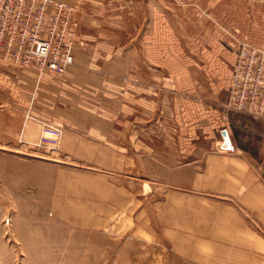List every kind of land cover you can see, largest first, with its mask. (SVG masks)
I'll list each match as a JSON object with an SVG mask.
<instances>
[{
  "label": "rangeland",
  "instance_id": "1",
  "mask_svg": "<svg viewBox=\"0 0 264 264\" xmlns=\"http://www.w3.org/2000/svg\"><path fill=\"white\" fill-rule=\"evenodd\" d=\"M136 6L131 17H152L153 63L163 60L179 79L171 93L186 102V113L175 100L166 117L157 110L152 150L141 145L138 121L142 135L131 152L86 158L63 149L61 122L59 147L43 146L47 120L33 128L28 109L22 117L16 105L0 103V264H212V171L201 151L200 183L184 185L198 168L187 167L197 156L196 134L181 115L192 116L200 99L202 114L215 117L217 140L224 128L243 133L246 112L228 104V92L241 44L264 48V0H151L146 12L144 1ZM76 29L75 48L82 43ZM8 62L44 73L0 59ZM208 135L202 127V148Z\"/></svg>",
  "mask_w": 264,
  "mask_h": 264
},
{
  "label": "crops",
  "instance_id": "2",
  "mask_svg": "<svg viewBox=\"0 0 264 264\" xmlns=\"http://www.w3.org/2000/svg\"><path fill=\"white\" fill-rule=\"evenodd\" d=\"M66 1L77 7L82 42L74 49V63L63 73L42 74L1 63L0 103L16 105L22 117L28 109L33 128L41 120L61 122L63 149L86 158L98 152H131L138 145L137 135H142L138 121H144L140 144L145 151L152 150L157 110L166 117L175 100L178 111L186 113V102L171 93L179 79L170 75L167 63H153L152 36L147 34L152 17L129 14V7L136 9L142 1L146 12L151 0ZM191 105L192 116H181L196 134L197 156L187 161V167L198 169L184 185L200 183L203 151L212 171V264H264V118L244 111L243 133L232 136L227 129L232 147L223 148L224 136L216 139L212 112L202 114L200 99ZM202 127L209 131V144L203 148Z\"/></svg>",
  "mask_w": 264,
  "mask_h": 264
},
{
  "label": "built area",
  "instance_id": "3",
  "mask_svg": "<svg viewBox=\"0 0 264 264\" xmlns=\"http://www.w3.org/2000/svg\"><path fill=\"white\" fill-rule=\"evenodd\" d=\"M74 4L62 0H0V59L64 72L74 63ZM228 104L264 118V48L241 44ZM40 144L59 147L62 128L42 121Z\"/></svg>",
  "mask_w": 264,
  "mask_h": 264
},
{
  "label": "water",
  "instance_id": "4",
  "mask_svg": "<svg viewBox=\"0 0 264 264\" xmlns=\"http://www.w3.org/2000/svg\"><path fill=\"white\" fill-rule=\"evenodd\" d=\"M223 136H224V141H223L222 147L223 148L232 147L231 137H230V134H229L227 128L223 129Z\"/></svg>",
  "mask_w": 264,
  "mask_h": 264
},
{
  "label": "bare ground",
  "instance_id": "5",
  "mask_svg": "<svg viewBox=\"0 0 264 264\" xmlns=\"http://www.w3.org/2000/svg\"><path fill=\"white\" fill-rule=\"evenodd\" d=\"M76 215H78L79 216V214L78 213H76ZM77 216V217H78ZM89 218V217H88ZM83 219H84V217H83ZM93 220V219H92ZM95 220H96V218H95ZM89 221V220H88ZM88 223H90V222H88ZM95 223H96V221H95ZM83 224V223H82ZM92 225H93V223H91ZM95 225V224H94Z\"/></svg>",
  "mask_w": 264,
  "mask_h": 264
}]
</instances>
